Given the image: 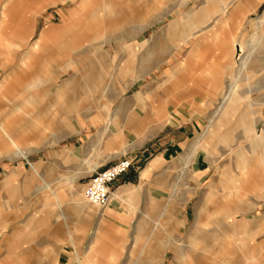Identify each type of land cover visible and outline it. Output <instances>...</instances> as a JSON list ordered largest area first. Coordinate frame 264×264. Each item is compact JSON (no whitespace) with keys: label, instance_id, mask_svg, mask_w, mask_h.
<instances>
[{"label":"rangeland","instance_id":"rangeland-1","mask_svg":"<svg viewBox=\"0 0 264 264\" xmlns=\"http://www.w3.org/2000/svg\"><path fill=\"white\" fill-rule=\"evenodd\" d=\"M205 1L0 0V29L5 19L10 26L0 46V84L15 90L0 96V119L15 123L26 155H16L0 134V264H82L102 217L100 246L83 264H149L145 258L158 256L159 243L163 264H180L176 251L193 255L186 264H264V61L257 67L255 55L264 47V25L257 33L255 27L264 0L244 13L238 41L263 36L243 71L236 48L245 52L253 37L240 45L234 39L227 49L208 31L195 53L196 37L173 38L190 26L184 15L193 8L187 19L205 30ZM226 1V18L247 2ZM50 27L58 32L52 41L43 37ZM32 82L37 103L26 91ZM232 88L238 102L224 112ZM106 125L124 134L112 146L110 132L100 137ZM204 139L209 145L186 167L187 154L196 153L190 149ZM107 147L133 161L126 182L139 184L138 196L131 192L121 203V225L103 216L111 202L76 204L94 173L90 159ZM156 158L141 184V172ZM47 185L50 191L41 190ZM173 197L187 218L177 233L166 214ZM46 204L62 209L65 221L41 220L51 209ZM141 221L145 230L138 232Z\"/></svg>","mask_w":264,"mask_h":264},{"label":"crops","instance_id":"crops-1","mask_svg":"<svg viewBox=\"0 0 264 264\" xmlns=\"http://www.w3.org/2000/svg\"><path fill=\"white\" fill-rule=\"evenodd\" d=\"M57 1L60 2L61 0H57ZM257 1L258 0H247V2H245L246 6H242V5L237 6L234 10V14L231 15L230 18H226L225 14H226V8L228 6V5H226V2H227L226 0H206L205 6L201 7V8L207 9L206 13H207V16L209 18V19L207 18L208 19L207 20L208 25L205 28V30H202V28H200L198 26V23L196 21H194L195 19H191V18H190V20L187 19L188 14H191V10H197V9L193 8L184 15V19L186 20V23L188 22V25H190V26H185L184 31L180 32L181 34L176 32V34H175V36H173V38L180 37V38H185L186 40H188L191 37H193V38L196 37L198 39V42L195 46L196 50H194L192 52V53H195V52H200L202 50V48H203V39L202 38H208L209 35L208 34L205 35V33L209 31V32H213L214 36L216 34H218L219 37L224 40L223 43H228L227 49H232V47L234 46V45L232 46V42L234 39L236 40V42L234 44L240 45V43H245L246 41H248L253 36L252 35L245 42L238 41L240 37L244 36L245 31H246L245 23H244V18H245L244 13L246 14V12H247L246 9L251 8L253 6V3L255 4ZM188 2H189V0H182V4H188ZM209 3H215L218 6L216 9L210 11L209 7L207 6ZM111 5L112 4H106L105 8H110V9L113 8V6H111ZM222 5H223V8H222ZM5 13H6V10H5V12L4 11L2 12L3 15H5ZM168 14H170V13H168ZM165 15L166 14H164V17H165ZM215 15H217V16L214 17ZM212 18H215V20H213V23L210 24V20ZM158 19L160 20V17H158ZM158 19L156 18V22H159ZM7 22H8V19H5V23L2 22L3 24L1 25L2 27L0 29V46L4 42V40H5L4 38L6 37V35H8L10 33V29H9L10 26H9V23H7ZM260 23H262L261 24L262 26L260 25ZM255 24H257V26L255 25V27L257 29V31H256V33H257L259 30H262V28H263L264 14L262 15V17L259 20H257L255 22ZM195 30H197V31L194 32ZM57 33H58L57 31H55L52 27H50L49 29H47V31L44 32L43 37L52 41V39H54L56 37L55 35ZM200 33H202V35L204 34V36L200 37V35H201ZM26 35L27 34H25L24 36L26 37ZM20 43L26 44L27 39L21 38ZM38 43H39V41L35 42L32 45L34 49L37 48ZM258 50L259 51L257 52V55H256L257 67L262 61H264V47L262 49H258ZM70 63H73V62L71 61ZM12 74H13V72L9 73V75H8L9 79H10V75H12ZM8 78H7V80H9ZM50 81L54 82L55 80L51 79ZM40 82L43 83V82H45V80H41ZM38 84H40V83H38ZM188 84H189L188 86L191 87V83H188ZM61 85H62L63 89L66 87V84H61ZM35 86H36V84L34 82H32V83H29V86L26 89V91L29 93L28 98L30 99V102H33V103H37V101H38L37 96H35V94H32V91H33ZM14 91L15 90H14L13 86L12 87L9 86V84L6 80L0 84V96H1V98L7 99L8 95L10 93H13ZM55 97L57 100H59L63 96H59V94L58 95L55 94ZM137 100H139V99H137ZM15 109L20 110L19 107H16ZM262 111H261V113H262ZM66 116H68V115L66 114L65 117ZM19 131H20L19 129H16L14 122L11 123L10 120L8 121V120L0 119V134H1L3 141H5L9 145V147H11L12 149L15 150L16 155H18V154L21 155L20 153H18L20 151L23 152V155H21V156L24 157L25 153L21 148L23 135H21ZM102 131H101L100 137H102L104 134H108L110 132V139L108 140L107 146H109V145L112 146L113 144L118 143L119 138L121 139L124 135L123 133L119 132V129H118V131L116 129V131L113 132L112 129L109 128V126L107 127V125H106V128L103 129ZM97 137H99V135ZM27 138L28 137H26L25 139H27ZM100 139H99V141H100ZM130 139L131 138H129V140ZM205 144L209 145V142L204 139L203 143H201V141H200V143H198L197 145L192 146L190 151L195 150L196 153L190 152L189 154H187L186 160L184 161V164L186 165V167L188 166V164H191L194 161V158L196 157V155H198L201 152L199 149L200 146H202V149L207 147V145H205ZM107 148L104 149L100 155L97 154L99 157H96L93 160L90 159L89 166L93 167V168L90 169V170H92L91 172H89V170H88V173L94 172L92 174V175H94L96 172H99L100 170L104 169L105 167L109 166L110 164H112L113 162H115L116 160L121 158V157H117L118 152H116V153L111 152L112 150L110 148H108V149ZM159 162H160V158L153 159L149 163V165L143 170V172H141V174H140L141 184H142V182L144 183L145 180H143V179L147 178L148 174L154 168H156V166ZM33 169H35V166H33ZM184 172L185 171L183 170L182 173L184 174ZM129 177H130V175H128V176L125 175V176L121 177L119 180H117L114 184H112V186H111V191L113 194L112 200H111L110 205L105 209V212L103 213V216L111 217L112 219H114L115 222H117L120 225H121V223L124 222V220H122V219H124V217L126 215L125 214L126 212H125V210H123V206L121 203L131 194V192H135L137 194L138 190H139V187H138L139 184L133 185L132 183L126 182V180H128ZM136 186H137V188H136ZM133 188H134V190H133ZM50 189H51V187H49L48 185L41 187V190H44V191H50ZM52 191H53V189H52ZM53 192H56V191H53ZM148 192H149L148 193L149 197H152L150 191H148ZM148 194H147V196H148ZM137 196H138V194H137ZM175 199H177V198L173 197L170 200H168V202H167L168 209H167L166 214L169 218L168 220L171 221L169 223L170 229L172 231H176V233H177L178 229H182V227L186 224L187 218L186 217L180 218V214H181L180 212L181 211L178 212V205H179L180 210H181V207H180V204L175 201ZM53 202H52V204H53ZM46 206H48V205L46 204ZM48 207L51 208L50 211L48 213H46V215L41 217L40 218L41 220H45L48 218V222H49V221H51V217H52L51 215H56L57 218L56 219L54 218V220L57 223H60L62 220L65 221V219L58 217L59 215H62V212H59V211H62V209L58 210L55 207H53L52 205H50ZM80 207L81 208H87L86 206H83V205ZM131 211H132V213H135L136 209L132 207ZM104 222H105V219H104V217H102V219L99 221L97 228L95 230L93 241L90 245V248L88 249V251L90 250L92 252L91 254H93L94 253L93 251L100 246V240L102 239V236H104V232H103V227H104L103 223ZM145 223L146 222H143V221L139 222L136 225V231L141 232V231L145 230ZM1 224H3V221L1 220V212H0V225ZM46 226L47 227L43 228L41 230V232L45 231V233H47V231L50 230L49 224ZM68 234H69V239H71L72 234H71L70 229H69ZM27 235H28V237H32L34 235V227H33V229H31L29 231V233ZM157 235L162 236V233L161 232L157 233ZM135 238L137 240L138 237L135 236ZM158 246H160V248H161V251L159 252L158 256H151V255L147 254V258H145V259L149 260V264H153L156 262H157L156 264H159L158 260L160 258H162V264L164 263V253H163L164 249H162L160 243L158 244ZM173 246H174V244H171V242H170V245L167 247H173ZM167 247H165V248H167ZM176 252H177V255H176L175 259L178 262L180 261L179 262L180 264H183V262H184V264H186V261L190 258V256L191 257L193 256V255H190L189 257H187V256L180 255L178 253V251H176ZM90 255H88V253H87V257L84 259L82 264L90 262Z\"/></svg>","mask_w":264,"mask_h":264},{"label":"built area","instance_id":"built-area-1","mask_svg":"<svg viewBox=\"0 0 264 264\" xmlns=\"http://www.w3.org/2000/svg\"><path fill=\"white\" fill-rule=\"evenodd\" d=\"M133 166L130 158H120L91 176L84 189L85 199L98 207L107 206L112 200L111 186L126 175Z\"/></svg>","mask_w":264,"mask_h":264},{"label":"bare ground","instance_id":"bare-ground-1","mask_svg":"<svg viewBox=\"0 0 264 264\" xmlns=\"http://www.w3.org/2000/svg\"><path fill=\"white\" fill-rule=\"evenodd\" d=\"M262 26V25H261ZM255 35V34H254ZM263 36V35H262ZM262 36H260V35H255L252 39H250L249 41V43L247 44V45H245V46H247V47H245V48H247L246 49V51L244 52V50H243V48H242V46L240 45V47H237L236 49H237V59L239 58V55L241 54H243L242 55V57L239 59V65H240V70L241 71H243V70H246L247 69V65H248V61L250 60V58H251V56H252V54H253V52H255L256 51V48H257V45H259L260 43H261V41H260V38L262 37ZM262 39V38H261ZM259 47H261V46H259ZM247 52V53H246ZM244 53H246V56L244 57V59H242L243 58V56H244ZM255 55H257V53L255 54ZM255 55H253L254 57H255ZM252 59V58H251ZM236 61H234V63H235ZM239 68V67H238ZM146 69V68H145ZM147 70V69H146ZM253 70V69H252ZM240 71V72H241ZM237 80V79H236ZM237 102H238V97H237V91H236V89H234V88H232V89H230V91H229V93L227 94V95H225L224 96V98H223V109H224V112H227L228 110H230L232 107H235L236 105H237ZM221 103V104H222ZM220 104V105H221ZM220 110V109H219ZM216 111H217V109H216ZM251 122H249V123H247V127H250V126H252V127H254L255 125H256V120L254 121V124H252V125H248V124H250ZM18 153H20L21 155H23V153L22 152H18ZM25 155V154H24ZM87 203V200H85V197H84V199H82L81 200V197L78 199V201L76 202V204L78 205V207H80L79 205L80 204H82V205H84V204H86ZM85 206H88V205H85ZM98 207V206H97ZM229 217H231V215H228ZM99 232V231H98Z\"/></svg>","mask_w":264,"mask_h":264}]
</instances>
